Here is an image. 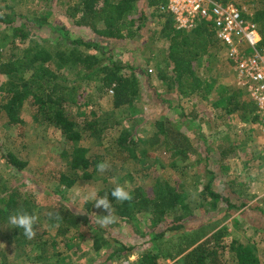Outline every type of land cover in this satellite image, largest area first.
<instances>
[{
    "label": "rangeland",
    "instance_id": "rangeland-1",
    "mask_svg": "<svg viewBox=\"0 0 264 264\" xmlns=\"http://www.w3.org/2000/svg\"><path fill=\"white\" fill-rule=\"evenodd\" d=\"M234 1L239 3L246 14L253 15L255 0ZM75 3L76 0H0L3 11L12 12L17 16L16 23L34 17H45L48 22L32 30V36L23 41L18 37H9L11 29L0 26L2 58L6 60L10 55L21 57L24 50L33 46L30 38L39 42L46 40L44 45L54 52L57 49L54 39H59L61 33L66 32L72 38L95 37L90 26L75 24L80 17L79 13H72ZM139 5L140 3L135 4L136 8L132 13L137 14ZM146 13L147 24L143 33V29H138L135 22L134 26L122 30L123 39L100 41L104 49L111 50L112 59L120 66L119 72L122 75H130L131 67L136 65L146 72L145 77L140 71L133 70L132 74L136 78L134 88L139 90L134 102L118 111L114 110L112 94L109 91L104 92L98 82H82L77 93H83L80 101L87 105V110L97 113L102 135L116 138L120 130L132 128L136 137L145 139L146 143L139 145L145 152L139 150L138 158L121 161L104 157L102 161H107L111 167L103 174L98 172L97 168L93 169L89 178L78 174V181L70 189L51 185L50 173L60 170L68 172V163L65 156L60 155L57 137L50 128L36 126L31 121V105L27 101L20 107L19 124L9 125L6 114L0 112V194L6 196L9 190H13L23 195L26 189L23 178L12 171L2 154L12 153L25 161L27 165L23 172L41 180H37L38 188L33 186L36 201L23 204L17 209L39 216L34 226L36 237L29 240L24 236L23 229L8 223L9 216L19 211L13 213L5 210L0 220V262L4 259L7 261L5 264H122L130 258L132 264H139L144 251L152 250V253H157L152 248L153 242L156 241L148 240L153 235L149 227L148 212L138 213L135 221L127 223L121 222L113 213L115 222L103 227L127 247L135 246L133 251L127 254L116 251L113 241L94 252L90 234L86 230L87 224H81V220L72 229L64 231V226H51L52 219L48 213L59 209L60 204L71 212H76L75 209L85 210L86 202H89L88 210L96 221L98 216L108 213L103 208H96L93 201L84 199L89 192L95 190L99 196H105L109 187L115 188L120 184L126 185L129 191L139 186L152 196V187L156 182L168 181L170 185L185 191L188 209H168L164 223L175 221L195 226L173 235L168 244L162 242L156 245L162 250L157 248L160 255L155 264H186L183 254H175L179 247L193 239L201 238L198 241L201 242L207 237L212 238L210 244H217L216 247L224 245V249L218 253L227 264H236L235 257L229 250L230 243L233 242L250 245L264 264V128L258 121L251 122L238 112H224V99L237 92L238 88L230 64L218 43L217 48L212 46L195 64L197 75L202 82L200 91H192L188 96L180 95L175 89L167 92L158 78V73L168 65L163 58L170 48L172 37L160 32L164 20L158 18V15L163 14L152 8ZM92 23L99 27L100 20L95 18ZM129 33L132 35H128ZM79 50L82 53L90 51L85 48ZM95 53L100 59L105 57L97 51ZM48 65L50 67V64ZM156 93H160L166 100L179 103L181 109L169 108L167 104L159 101ZM77 95L76 100L70 103L71 109L76 108ZM219 98L223 101L218 102ZM4 99V79L0 77V104ZM165 118L172 119L180 131L189 134L197 132L195 128L201 127L207 149L202 139L193 135L192 141L195 144L192 143L196 154L183 159L179 154L170 153L162 144L161 135L156 132L154 124L155 121ZM115 119L120 123L113 127ZM105 139L107 140L106 137ZM96 140L102 143L99 147ZM83 143L93 147L92 152L104 153L105 140L102 142L95 137ZM95 145L97 146L94 147ZM228 148H231L232 152L221 158L220 151ZM206 155L209 157L208 167L213 173L212 190L234 205L245 202L244 206L226 210L224 201H214L205 194L204 179L207 180L208 177L203 174L202 167ZM43 169L46 170L45 175H42ZM50 186L55 194L51 199L50 194L43 192L47 189L50 191ZM58 198L63 201L59 202ZM24 206L28 210H24ZM202 222L204 223L201 224ZM79 233H83V237H78ZM53 240L55 247L52 246ZM26 249L30 256L43 254L44 259L31 263L24 254ZM4 253L6 258L3 257ZM34 256L36 255L32 257Z\"/></svg>",
    "mask_w": 264,
    "mask_h": 264
},
{
    "label": "trees",
    "instance_id": "trees-1",
    "mask_svg": "<svg viewBox=\"0 0 264 264\" xmlns=\"http://www.w3.org/2000/svg\"><path fill=\"white\" fill-rule=\"evenodd\" d=\"M255 1L256 6L251 18L257 24L261 38L260 44L264 46V0ZM136 3H140L136 10L137 14L132 13L136 8ZM161 4L162 0H76L72 13H79L80 17L75 24L90 26L95 37L90 39L80 36L72 38L64 32L60 34L59 39H54V44L57 47L54 52L49 51L44 45L46 40L39 39V42L30 38L33 46L24 50L21 57L10 55L5 60L0 53V77L4 79L5 92V99L0 104V112L3 111L6 114L9 125L19 124L21 122L18 116L20 107L25 101L29 102L31 121L36 126L50 128L59 140L60 155L65 156L67 160L68 172L60 170L50 173L51 185H61L70 189L78 181V174L84 178H89L93 169L104 157L126 161L129 158H138L139 150L144 151L143 148H139V145L146 143L145 139L136 137L135 130L132 128L120 130L116 138L102 135L97 113L94 110H87V105H83L80 101L83 93L78 95L77 93L82 82H98L104 92L112 91L114 110L118 111L134 102L139 90L134 88L136 78L132 74L133 70L140 71L145 77L147 76L146 72L143 71L142 67L136 65L131 67L132 73L130 75H122L119 72L120 66L112 59L111 50L109 48L104 49L100 45V41L123 39L122 30L130 28L131 25L134 26L135 22L138 29H143L147 24L146 16L148 15L146 11L150 8L159 11ZM95 18L100 20L99 27L92 23ZM158 18L164 20L160 32L172 37L170 48L163 58L168 65L165 70L158 73V78L163 87L167 92L175 89L182 96H188L192 91H200L202 82L197 75L195 64L201 59L202 54L207 53L212 46L218 47V41L211 23L200 20L192 29L178 30L175 28L170 14L158 15ZM16 20L17 16H14L12 12L3 11L0 6V26L3 25L4 28L11 29L9 37H18L20 41H23L32 36V30L42 27L45 23L48 24L45 17L26 18L22 23H16ZM143 31L144 29L142 33ZM128 35L131 36L132 33ZM79 48H85L92 52L82 53ZM96 51L105 57L100 59L96 55ZM76 95V108L71 109L70 103L76 100ZM156 97L171 109H181L179 103L164 99L160 93H156ZM221 100L219 98L218 102ZM224 101L226 102L223 109L225 113L238 112L250 119L251 122L258 121L255 104L248 99L242 90L237 89V92L228 95ZM191 118L190 120H192ZM119 123L120 121L115 119L113 127ZM154 124L156 132L161 135L162 144L172 154H179L183 159L196 154L195 143L192 141L193 135H196L197 139H202L207 149L206 139L203 138L200 126V128H195L198 130L197 132L194 131L193 134H189L180 131L170 118L155 121ZM102 136H105L107 140ZM95 137L102 142L103 140L106 141L103 144L104 153L92 152L93 147L83 143L87 139ZM96 142L98 147L99 144H102L100 141L96 140ZM231 152V148L221 150L220 156L224 158ZM1 156L10 165L12 171L23 178L26 189L23 195L13 190H9L6 196L0 194V220H2L1 216L5 210L8 209L14 213L19 211L17 209L21 208L23 204L36 201L37 197H35L33 186L38 188L39 185L37 182L39 178L35 179L23 172V168L27 165L25 161L12 153H5ZM208 160L209 157L204 156L203 174L208 177L207 180L204 179L203 191L205 194L214 201L219 199L224 201L226 210L244 206L245 202L234 205L212 190L213 173L208 167ZM171 163L174 165L173 161ZM45 172L46 170L43 169L42 175H45ZM113 189L114 187H109L105 194L112 204L113 213L121 222L135 221L138 213L148 212L150 215L149 227L153 231V235L148 240L156 241L153 242L152 248L157 253H152V250L144 251L143 256L139 259V264H155L160 255L157 248L162 250L160 246L156 245L162 242L168 244L173 235L195 226V224L187 226L175 221L164 223L168 209H188V204L185 202V197H187L185 191L170 185L168 181L156 182L152 187V196L148 195L141 187L135 186L131 190L133 195L131 202L120 203L116 201L111 196ZM43 192L50 194V199L55 196L51 186L50 191L47 189ZM61 200L58 198L59 202ZM54 202L56 203L55 200ZM89 207L90 203L86 202L85 210L75 209L76 212H71L60 204L59 209L51 210V212H59L61 219L58 226L57 222L52 220L51 226H64V231H68L82 220L81 224H87L86 230L90 234L91 247L94 252H98L102 247L109 245L111 241L116 244L115 249L119 253L132 252L135 246L127 247L119 239L114 238L105 228L94 223L91 212L88 210ZM24 210H28V208ZM206 233L207 231L204 232V234ZM78 237H83V233H79ZM200 239L196 238L189 241L184 246L179 247L175 254L177 256L183 254L182 257L186 264H227L218 253L224 249V245L216 247L217 244H210L212 239L210 237L198 242ZM52 243V246L55 247L54 240ZM229 250L233 253L236 264H263L257 257L256 251L248 244L242 245V243L233 242L230 243ZM24 254L31 263L44 259L43 254L37 253L33 254L36 255L34 257H32L33 255L30 256L27 249ZM172 256L167 255V257ZM3 257L6 258L5 253ZM6 262L3 259L0 264Z\"/></svg>",
    "mask_w": 264,
    "mask_h": 264
},
{
    "label": "built area",
    "instance_id": "built-area-1",
    "mask_svg": "<svg viewBox=\"0 0 264 264\" xmlns=\"http://www.w3.org/2000/svg\"><path fill=\"white\" fill-rule=\"evenodd\" d=\"M159 13L170 14L178 30L192 29L200 20L211 23L237 88L255 104L264 128V46L252 16L234 0H162ZM122 264H132V260Z\"/></svg>",
    "mask_w": 264,
    "mask_h": 264
},
{
    "label": "clouds",
    "instance_id": "clouds-1",
    "mask_svg": "<svg viewBox=\"0 0 264 264\" xmlns=\"http://www.w3.org/2000/svg\"><path fill=\"white\" fill-rule=\"evenodd\" d=\"M110 167L111 165L107 161L99 162L96 165L97 171L101 174L108 171ZM113 182H115V178H113ZM111 196L120 203L126 201L131 202L133 200V195L131 191L128 190L126 185L117 184L116 187L112 190ZM84 199L86 201H93L96 208H103L108 213L107 215L98 216V219L94 223L105 227L115 222L116 217L113 215L112 204L106 195L99 196L98 193L93 190L89 192L87 196L84 197ZM48 216L50 219L56 221L58 226V222L61 219L60 213L49 212ZM38 220L39 216L35 213L29 214L25 211H19L9 216L8 223L13 227L23 229L24 236L27 239L32 240L36 237L37 234L34 226L37 224Z\"/></svg>",
    "mask_w": 264,
    "mask_h": 264
},
{
    "label": "crops",
    "instance_id": "crops-1",
    "mask_svg": "<svg viewBox=\"0 0 264 264\" xmlns=\"http://www.w3.org/2000/svg\"><path fill=\"white\" fill-rule=\"evenodd\" d=\"M258 122H259V120H258Z\"/></svg>",
    "mask_w": 264,
    "mask_h": 264
}]
</instances>
